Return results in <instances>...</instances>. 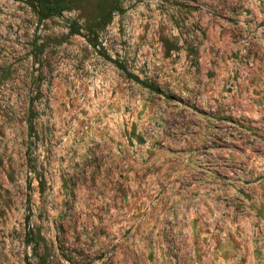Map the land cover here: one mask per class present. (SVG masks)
<instances>
[{
    "label": "rangeland",
    "instance_id": "obj_1",
    "mask_svg": "<svg viewBox=\"0 0 264 264\" xmlns=\"http://www.w3.org/2000/svg\"><path fill=\"white\" fill-rule=\"evenodd\" d=\"M36 254L264 264V0H0V264Z\"/></svg>",
    "mask_w": 264,
    "mask_h": 264
},
{
    "label": "trees",
    "instance_id": "obj_2",
    "mask_svg": "<svg viewBox=\"0 0 264 264\" xmlns=\"http://www.w3.org/2000/svg\"><path fill=\"white\" fill-rule=\"evenodd\" d=\"M30 4L34 6L37 13L38 22L43 19L48 18L53 15H60L62 11L66 10L70 6L71 0H29ZM128 77L135 80L137 83L155 89L153 85L147 84L145 81L141 80L138 76L127 73ZM37 264H45V257L39 256Z\"/></svg>",
    "mask_w": 264,
    "mask_h": 264
}]
</instances>
